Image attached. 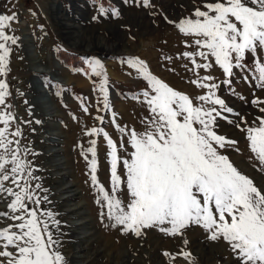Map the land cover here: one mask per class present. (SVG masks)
Segmentation results:
<instances>
[{"label":"snow or ice","instance_id":"1","mask_svg":"<svg viewBox=\"0 0 264 264\" xmlns=\"http://www.w3.org/2000/svg\"><path fill=\"white\" fill-rule=\"evenodd\" d=\"M142 3L144 7L152 6L151 0ZM98 11L103 16H120L117 8H105L103 3ZM18 22L15 10L0 13V200L9 201L8 210L0 211V218L13 222L0 228V264H67L60 251L64 222L51 207H43L52 204L49 190L35 175L37 166L28 159L38 153L21 143L23 128L17 123L15 105L9 103L10 56L20 41L12 25ZM169 22L185 37V49H194L177 53L175 59L190 62L191 67L181 65L195 77L187 82L204 90V94L193 97L177 90L139 57H118L122 65L146 81V88L131 97L149 113L140 120L143 131L117 122L118 114L110 104L109 77L101 59L85 57L86 68L73 69L100 78L98 83L94 81V90L102 97L97 111H110L111 123L120 133L114 140L103 126L86 127L84 132L106 141L109 188L98 178L97 139L90 138L87 147L82 142L78 145L90 178L87 183L96 194L100 220L105 227L118 228L121 234L137 238L145 236L149 229H157L181 238L184 246L189 243L185 231L199 226L209 240L223 239L238 264H264V185H258L227 155L230 150L240 152L239 142L218 132L219 120L244 132L249 151L257 161L254 167L264 173V99L253 92L251 104L261 115L249 123L219 94L220 88L227 86L236 95V71L242 73L245 83L254 82L257 89L264 90V0H204L202 5L193 6L190 15ZM249 54L250 65L245 63ZM162 59L171 61L173 57ZM214 65L225 76L220 82L212 75H200V70H210ZM62 91L56 95L61 96ZM239 98L247 101L242 93ZM79 99L83 113L91 115L85 98ZM94 119L104 124V116L96 115ZM23 123L31 125L33 121ZM122 193H126V200ZM163 255L172 262L183 258L195 264L186 247Z\"/></svg>","mask_w":264,"mask_h":264},{"label":"rangeland","instance_id":"2","mask_svg":"<svg viewBox=\"0 0 264 264\" xmlns=\"http://www.w3.org/2000/svg\"><path fill=\"white\" fill-rule=\"evenodd\" d=\"M203 2L151 0L152 6L144 7L142 0H129L127 3L125 0H0V13L11 14L15 10L19 16V22L12 25L20 41L19 46H13L10 56L7 81L12 97L9 103L15 105L13 111L17 115V123L23 128L21 143L29 145L38 153L29 155L28 159L37 166L39 170L35 175L41 177L43 187L49 190L52 204L43 207H51L59 213L58 219L64 222L60 251L67 264H81L83 260H90L88 264H188L183 258L172 262L163 255L165 251L176 253L182 247L192 253L195 264H238L223 239L215 242L209 240L208 234L199 226H192L185 231L189 242L187 246L183 245L181 238L170 237L157 229H149L145 236L137 238L130 233L121 234L118 228L105 227L100 220V208L95 203L96 194L90 183H87L90 178L78 147L81 142L87 147L90 138L97 139L98 178L109 188L106 141L102 136L88 137L84 132L86 127L103 126L114 140H118L120 133L111 123L110 111H97V102L102 97L94 90V81L98 83L100 78L73 71L74 68H86L83 61L85 57H97L105 64L109 77L110 104L118 114L117 122L122 126L135 127L137 131H143L140 120L149 113L131 97L146 88V81L126 64L122 65L118 57H139L147 62L154 74L177 90L193 97L204 94V90L187 82L195 77L181 65L189 64L191 67L190 62L175 59L177 53L194 49H185V37L169 22L190 15L193 6L202 5ZM100 3L105 8H117L120 16L113 17L111 13L100 15ZM60 54L67 56L69 62ZM163 56H172L173 59L165 61ZM261 58L264 59V53H261ZM197 60L201 62L199 57ZM251 61L249 54L245 63L250 65ZM56 62L60 65L58 70ZM200 75H212L216 82L225 78L222 70L215 65L210 70H200ZM241 76L242 73L236 71L233 77L236 95H232L227 86H222L219 94L251 123L256 116L261 115L251 104L253 92L264 99V90L257 89L254 82L245 83ZM53 84L60 87H53ZM61 90L62 95L57 96L56 93ZM241 93L247 101L239 98ZM80 97L85 98L84 104L90 107L91 115L81 110ZM96 115L105 117L103 125L94 119ZM231 118L238 122L237 117ZM27 120L33 123L24 124ZM36 120L41 123H35ZM218 124L219 134H226L239 142L237 147L240 152L230 150L227 153L229 158L258 185H264V173L254 167L257 161L249 151L244 132L224 120H219ZM68 184H73L72 189L78 192L72 201L64 202L65 205L83 206L78 208V215L73 213L75 216L63 217L61 209L66 206L57 197L63 194L62 188ZM6 186L10 185L6 183ZM121 196L126 200V193ZM8 202L0 200V211L8 210ZM71 222L77 226L73 227ZM10 223L13 222L0 218V228ZM83 237L89 242L84 241ZM82 247L87 248L81 250ZM98 249L101 251L95 252Z\"/></svg>","mask_w":264,"mask_h":264},{"label":"bare ground","instance_id":"3","mask_svg":"<svg viewBox=\"0 0 264 264\" xmlns=\"http://www.w3.org/2000/svg\"><path fill=\"white\" fill-rule=\"evenodd\" d=\"M56 69L58 70V68H60V65H59V63H57L56 62ZM40 70V69H39ZM48 70H50V69H48ZM60 73V72H59ZM56 75V74H55ZM57 168V167H56ZM58 182H60L59 180H58ZM72 187H73V184H68V185H65L63 188H62V193L64 194L65 192H67V193H65L64 195L63 194H61V196H58L57 197V200L58 201H63V206L66 204V203H64V202H66V201H68V200H71L72 198H74L75 196H76V193L78 192V191H75V189H72ZM72 201V200H71ZM78 205V204H77ZM80 205V204H79ZM78 205V206H79ZM66 207L65 208H63V209H61V211L63 212V217H71V216H75V214H73V213H77V212H79V209L78 208H81L83 205L81 204V206L80 207H78V206H76L75 204L74 205H71V204H67V205H65ZM81 213V212H80ZM77 215H78V213H77ZM89 222L91 221L90 219H87ZM87 220H85V221H87ZM70 225H73V227L74 226H77V224L76 223H74V222H71V224ZM86 225V224H85ZM69 227V226H68ZM71 229V228H70ZM87 234V233H86ZM83 239H84V241H86V242H89L88 240H86L84 237H83ZM95 240H93V242H94ZM98 241V240H97ZM85 242V243H86ZM93 242L91 241L90 243H91V245L93 244ZM89 243V244H90ZM89 244L87 245V246H89ZM92 247V246H91ZM87 247H82V249L81 250H84V249H86ZM90 247H88V249H89ZM99 251H101L100 249H98V250H96L95 252H98L99 253ZM73 257H75V255L73 254L72 255ZM72 257V258H73ZM94 257V256H93ZM92 259V258H91ZM94 260V259H93ZM90 261V260H89ZM89 261H85V260H83L82 262H81V264H88V262Z\"/></svg>","mask_w":264,"mask_h":264},{"label":"trees","instance_id":"4","mask_svg":"<svg viewBox=\"0 0 264 264\" xmlns=\"http://www.w3.org/2000/svg\"><path fill=\"white\" fill-rule=\"evenodd\" d=\"M60 57L64 58L65 61L69 62V59L67 56L60 54Z\"/></svg>","mask_w":264,"mask_h":264},{"label":"water","instance_id":"5","mask_svg":"<svg viewBox=\"0 0 264 264\" xmlns=\"http://www.w3.org/2000/svg\"><path fill=\"white\" fill-rule=\"evenodd\" d=\"M38 77V76H37ZM39 78V77H38Z\"/></svg>","mask_w":264,"mask_h":264}]
</instances>
